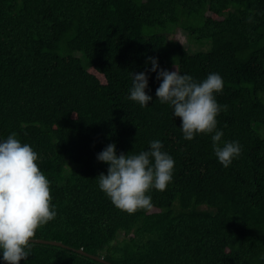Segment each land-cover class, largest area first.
Masks as SVG:
<instances>
[{
    "label": "trees",
    "instance_id": "1",
    "mask_svg": "<svg viewBox=\"0 0 264 264\" xmlns=\"http://www.w3.org/2000/svg\"><path fill=\"white\" fill-rule=\"evenodd\" d=\"M181 30L206 50H186ZM149 58L222 77L216 130L242 148L229 167L214 133L184 139ZM132 73L148 77L147 107L128 98ZM12 133L37 153L57 212L35 240L65 246L33 242L21 264H264V0H0V142ZM154 140L172 182L148 193L151 212L128 214L99 188L110 165L97 156Z\"/></svg>",
    "mask_w": 264,
    "mask_h": 264
},
{
    "label": "clouds",
    "instance_id": "2",
    "mask_svg": "<svg viewBox=\"0 0 264 264\" xmlns=\"http://www.w3.org/2000/svg\"><path fill=\"white\" fill-rule=\"evenodd\" d=\"M251 22V17H249ZM151 71L159 72L162 80L156 90L158 101L173 107L181 120L184 139L192 141L197 134H212L213 149L219 163L227 168L241 155L238 142L227 141L217 131V116L221 111L215 94L223 90V79L218 73L209 74L202 82L177 70L159 69L158 61L149 58ZM133 75L130 100L147 107L152 97L146 94L148 77ZM227 110V106H223ZM159 140L150 143V151L138 155L116 154V146L108 145L97 159L110 165L107 175L97 179L99 188L115 207L128 214L139 210L151 212L154 205L148 193L155 188L166 190L173 179L175 162L162 151ZM38 155L28 144H22L16 133L0 142V256L4 264H21L27 260L36 232L56 218L52 205L50 183L37 164Z\"/></svg>",
    "mask_w": 264,
    "mask_h": 264
},
{
    "label": "rangeland",
    "instance_id": "3",
    "mask_svg": "<svg viewBox=\"0 0 264 264\" xmlns=\"http://www.w3.org/2000/svg\"><path fill=\"white\" fill-rule=\"evenodd\" d=\"M176 38L184 45L185 49L189 52H196V51H202L206 50L207 46L204 44H195L191 43V41L187 38V33L184 31H179V34L176 36Z\"/></svg>",
    "mask_w": 264,
    "mask_h": 264
},
{
    "label": "water",
    "instance_id": "4",
    "mask_svg": "<svg viewBox=\"0 0 264 264\" xmlns=\"http://www.w3.org/2000/svg\"><path fill=\"white\" fill-rule=\"evenodd\" d=\"M35 243H41V244H48V245H54V246H60V247H65L61 242H57V241H46V240H34ZM79 253L83 254V255H87L83 250H79ZM94 259L105 263V264H110L108 262H106L104 259L98 258V257H93Z\"/></svg>",
    "mask_w": 264,
    "mask_h": 264
}]
</instances>
